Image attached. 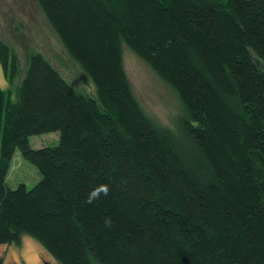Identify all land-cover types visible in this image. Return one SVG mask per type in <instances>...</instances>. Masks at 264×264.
<instances>
[{
    "label": "trees",
    "instance_id": "1",
    "mask_svg": "<svg viewBox=\"0 0 264 264\" xmlns=\"http://www.w3.org/2000/svg\"><path fill=\"white\" fill-rule=\"evenodd\" d=\"M35 2L94 91L36 50L22 71L0 36L17 82L0 87V243L27 233L62 264H264V0ZM122 42L176 91L175 127L139 104ZM16 148L31 187L6 182Z\"/></svg>",
    "mask_w": 264,
    "mask_h": 264
},
{
    "label": "rangeland",
    "instance_id": "2",
    "mask_svg": "<svg viewBox=\"0 0 264 264\" xmlns=\"http://www.w3.org/2000/svg\"><path fill=\"white\" fill-rule=\"evenodd\" d=\"M0 36L16 53L22 71L27 53L36 50L49 59L76 90L84 93L94 91L92 82L69 57L35 0H0ZM121 57L129 84L144 111L159 123L175 127L181 112L176 91L123 42ZM16 84H8L0 67V87L11 89L10 99L14 98L13 87ZM28 139L33 147L55 144L58 130L32 133ZM40 177L37 166L16 148L5 175L7 184L14 187L23 182L26 187H31ZM0 255L3 264H62L27 233L21 234L19 242L0 243Z\"/></svg>",
    "mask_w": 264,
    "mask_h": 264
},
{
    "label": "clouds",
    "instance_id": "3",
    "mask_svg": "<svg viewBox=\"0 0 264 264\" xmlns=\"http://www.w3.org/2000/svg\"><path fill=\"white\" fill-rule=\"evenodd\" d=\"M100 192H103L105 195H107L108 193V187L107 186H102L101 188H99L98 190L94 191L91 196L93 197H97L99 195ZM91 198V197H90Z\"/></svg>",
    "mask_w": 264,
    "mask_h": 264
}]
</instances>
